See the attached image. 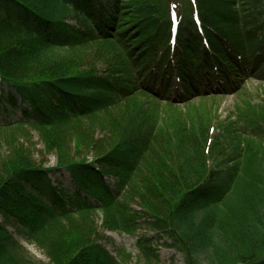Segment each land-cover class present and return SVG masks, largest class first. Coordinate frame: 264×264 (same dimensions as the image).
I'll use <instances>...</instances> for the list:
<instances>
[{
    "label": "trees",
    "instance_id": "trees-1",
    "mask_svg": "<svg viewBox=\"0 0 264 264\" xmlns=\"http://www.w3.org/2000/svg\"><path fill=\"white\" fill-rule=\"evenodd\" d=\"M250 79L264 82V0H0V132L29 127L58 164L0 163V264H40L11 228L50 264H123L96 212L111 232L142 220L186 264H264V99L242 98L217 132L180 110ZM81 129L111 130L103 148L71 138L93 163L68 150ZM62 171L72 188L52 183Z\"/></svg>",
    "mask_w": 264,
    "mask_h": 264
},
{
    "label": "rangeland",
    "instance_id": "rangeland-1",
    "mask_svg": "<svg viewBox=\"0 0 264 264\" xmlns=\"http://www.w3.org/2000/svg\"><path fill=\"white\" fill-rule=\"evenodd\" d=\"M98 59L101 53H98L96 49L91 50V54ZM101 63V69L105 70L106 65ZM208 95V94H207ZM246 95V96H245ZM253 100V102L261 103L264 99V82H259L257 80L250 79L246 83V86L237 95L222 96L219 98H197L191 102L187 108L180 107V110L185 115H188V119L193 122L199 119V117L204 118V122H214L215 128L212 132H217L223 123L230 122L234 120V114L237 106L242 104L241 100ZM144 102L146 97H141L138 99ZM173 111L166 105L161 108L159 115L161 117H170ZM111 130H95L91 134H88L86 130L81 129L71 130L69 136V152L70 155H75L78 160H87L90 163L96 160L97 151H87L85 148L79 151V155L75 154L77 150L75 149V141H71V138L78 139L82 134L85 137L91 136L94 141H97L100 148L107 146L108 141H110ZM80 134V135H79ZM76 150V152L74 151ZM22 150L24 156H30L32 163L38 167L42 166L46 170L55 169L57 164V155L55 153L47 154L45 152V145L41 140L38 132L30 129L29 127L15 129L6 132H0V163L7 161L14 152ZM51 181L53 184H61L67 188H72L71 179L66 171L61 173L52 172ZM127 200V199H126ZM131 210L135 212H141L142 206L139 200L132 201ZM104 216L101 212H96L92 219L89 221L90 229L93 230V235L98 238L100 244L106 247L114 257H119V254H123V264H186L185 258L182 254L178 253L175 249L171 248V242L164 236V234L157 233L153 227L139 220L136 229L128 234L120 232H111L105 229L104 226ZM13 233L14 238L20 242V244L27 250L29 256L40 264H50L45 252L40 250L34 244L31 245L28 241L20 238L14 229H9ZM141 238H147L148 242H143V246L147 250H151L149 257L145 256L142 249L139 248L138 242Z\"/></svg>",
    "mask_w": 264,
    "mask_h": 264
}]
</instances>
